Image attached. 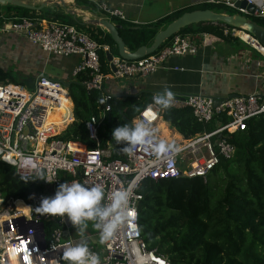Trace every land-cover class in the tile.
<instances>
[{"label": "built area", "instance_id": "2783aa9c", "mask_svg": "<svg viewBox=\"0 0 264 264\" xmlns=\"http://www.w3.org/2000/svg\"><path fill=\"white\" fill-rule=\"evenodd\" d=\"M85 1L104 19L128 21L123 11L109 0ZM241 1L254 6L252 14L246 7L236 4ZM206 3L264 21V0H206ZM5 22L0 25V32L20 35L48 55L77 56L79 60L72 69V77L77 79L83 75L86 90L99 91L105 105L100 113L90 115L85 121L89 138L96 142L94 148H88L79 140L58 137L74 120L72 109L61 131L55 133L53 123L47 120L48 110L59 108L70 100L63 83L44 73L37 75L31 91L20 84L0 82V161L13 167L22 177L39 176L43 186L42 191L30 192L24 199L0 195V264H64L61 253L73 241L63 235L66 218L41 215L36 207L42 197L53 195L60 183L72 181L86 186L100 184L106 198L119 188L131 186L128 209L131 215L114 236L103 244L86 237L90 251L99 255L101 264H170L164 256L148 249L140 235L137 224V207L142 198L140 188L147 180L205 177L220 158L232 157L234 146L228 136L245 129L250 118L264 113V54L255 49L262 57L256 61L253 75L263 82L252 92L225 99L218 106H214L212 97L199 94L172 99V107L190 108L194 119L201 124L226 116L227 120L217 121L219 124L211 132L197 133L187 139L180 136L164 140L153 130L162 110L152 102L139 112L135 122L143 120L153 130V143L164 141L178 151L170 153L169 158H158L147 145L137 146L132 155L126 153L121 160L112 158L111 146L99 145L98 129L111 109L109 103L106 104L111 95L105 92L104 82L145 77L162 67L171 56L195 54L210 34L204 31L176 33L155 52L141 58L126 60L112 56L107 61L108 72H103L99 50L108 51L109 46L79 26L57 18L24 15L11 16ZM239 32L243 31L223 26L225 37L230 34L239 39ZM248 42L252 47V42L256 43ZM49 179L53 181H45ZM17 202L21 207H17Z\"/></svg>", "mask_w": 264, "mask_h": 264}, {"label": "trees", "instance_id": "16d2710c", "mask_svg": "<svg viewBox=\"0 0 264 264\" xmlns=\"http://www.w3.org/2000/svg\"><path fill=\"white\" fill-rule=\"evenodd\" d=\"M211 6L206 3L178 9L155 24L169 23L183 12L195 9L226 11ZM2 7L12 8L24 16L35 13L12 5H0ZM38 16L48 17L45 14ZM250 19L264 27L263 20ZM119 23L122 28L118 34L130 51L149 45L157 32L152 24L134 28L128 23ZM223 26L221 23H199L181 29L178 34L204 31L225 40ZM86 31L96 40L108 43L110 52L117 53L107 32L100 40V32H94L95 27ZM99 61L101 70L108 72L106 56L101 49ZM84 79L82 75L69 86V91L72 87L77 88L76 92H71L75 119L58 137L79 140L88 148H94L96 142L89 138L85 121L90 115H97L105 103L99 91L86 90L82 83ZM4 81L15 83L11 72L0 66V82ZM152 102L153 97L145 93L124 99L111 96V109L104 121L110 126L114 116L121 125L125 123L123 117L131 121ZM160 109L162 119L185 139L197 133L211 132L217 121L227 120L226 116H219L201 124L188 107L170 105ZM98 140L100 146H105L107 140L110 142L113 159H125L126 153L121 149L125 145H117L110 135L102 134L101 127ZM228 140L234 146L232 157L220 158L205 177L147 180L140 188L142 198L137 207L140 235L148 249L164 256L170 264H264V113L250 118L246 128L231 133ZM42 190L39 176L22 177L13 167L0 161L1 196L24 199L30 192Z\"/></svg>", "mask_w": 264, "mask_h": 264}, {"label": "crops", "instance_id": "0c3cea01", "mask_svg": "<svg viewBox=\"0 0 264 264\" xmlns=\"http://www.w3.org/2000/svg\"><path fill=\"white\" fill-rule=\"evenodd\" d=\"M23 1L36 7L42 6L40 10H32V12H35L33 13L34 15L29 14L26 16L45 14L49 18H56L58 17L56 14H58L61 18L58 17L57 19L73 23L81 29L88 30L95 27L96 33L100 32L98 33L100 40L106 32L103 27L95 26L92 23V20L100 18L101 14L91 3L85 0ZM109 2L123 11L128 20L124 22L134 28L154 24L158 19L178 9L206 4V0H109ZM8 8H0V25L5 24V21L11 16L20 15L12 8H9L11 10L10 14H7L6 10ZM65 16L67 19L64 18ZM110 22L120 24L119 22L122 21L113 18L110 19ZM106 45L109 46L108 43ZM101 50L105 56L106 53L118 56V52L112 53L109 49L108 51L105 49ZM37 54L43 57L39 73H44L68 86L77 80L72 77V69L79 60L77 56L57 57L48 55L40 47L32 45L20 35L12 32H0V66L6 70H8L10 63L20 60L29 64L31 61H34ZM261 57L262 55L255 51L249 43L239 41L238 39H217L210 34L205 43L199 45L195 54L171 56L162 67L145 77L108 79L104 82V90L117 99H124L127 96H136L142 93L153 97L156 94L163 93L165 90L172 93L173 99H182L188 95L197 94L221 98L231 94L244 95L258 89L263 82L260 77L253 75L256 68L255 63ZM12 58L15 59V62L11 60ZM106 61H108L107 56ZM262 73H264V69H262ZM70 104V101L67 100L66 104L61 106L68 107L69 114L72 109L70 108ZM61 107H59L58 111L56 110L57 108L53 109L49 112V115L57 116L59 120L62 117L66 119L65 113L60 111ZM72 110L74 117V109ZM136 117L137 115L131 120L132 123L135 122ZM52 121L54 122V119ZM54 123V127L59 128L60 130L58 131H61L62 124ZM218 124L216 122L215 127ZM169 127L168 122L164 121L160 116L153 130L157 131L158 135L164 140L171 139V136L173 138L182 136L171 127L175 132L170 136L169 133L172 130ZM164 134L167 137H164ZM105 145L110 146V142L107 140ZM65 218L66 224L62 227L64 237L77 240L78 235L75 232V228L68 223L66 216ZM97 233L96 229V238L98 237ZM94 235L95 233L93 232H86V237L89 240L94 241ZM97 241L99 240L97 239Z\"/></svg>", "mask_w": 264, "mask_h": 264}, {"label": "clouds", "instance_id": "9594fccd", "mask_svg": "<svg viewBox=\"0 0 264 264\" xmlns=\"http://www.w3.org/2000/svg\"><path fill=\"white\" fill-rule=\"evenodd\" d=\"M172 99V93L165 90L153 96V103L167 109ZM111 137L117 145L123 143L125 146L121 149L129 155L134 153L137 146L145 145L158 158H169L170 153L178 151L172 144L164 141L153 143V130L143 120L115 127ZM131 195V186L119 188L106 198L105 189L100 184L86 186L77 181L62 182L53 195L40 199L36 211L41 215L62 218L66 216L75 228L78 239L70 241L64 247L61 253L64 264H101L99 255L90 251L87 244L86 232L89 224L98 230L101 244L109 241L131 215L128 210Z\"/></svg>", "mask_w": 264, "mask_h": 264}, {"label": "water", "instance_id": "95a60500", "mask_svg": "<svg viewBox=\"0 0 264 264\" xmlns=\"http://www.w3.org/2000/svg\"><path fill=\"white\" fill-rule=\"evenodd\" d=\"M236 4L240 7H246L250 14L253 13V5L246 4L245 1L237 2ZM0 5H12L26 8L28 10H40L42 8V6L36 7L24 2L23 0H0ZM92 23L95 26H101L106 30L117 47L118 56L126 60L138 59L155 52L165 40L178 33L181 29L199 23H221L224 26L241 30L248 34L253 41L264 48V27L262 25L250 18H247L244 15L237 13L231 14L226 12H216L211 9H195L192 11L183 12L180 16L167 23V25L161 30L157 31L149 45L139 46L133 51H130L125 46L123 40L118 34V30L122 28V25L114 24L104 18H96L92 20ZM106 56L108 61L112 58V55L109 53H106ZM64 86L67 89L69 88V86L66 84ZM234 96L237 95L231 94L223 98L213 96V104L214 106H218V104H220L225 99H229ZM108 103L109 101L107 100L106 104ZM123 120L129 125L132 123L125 117H123Z\"/></svg>", "mask_w": 264, "mask_h": 264}, {"label": "rangeland", "instance_id": "374dc122", "mask_svg": "<svg viewBox=\"0 0 264 264\" xmlns=\"http://www.w3.org/2000/svg\"><path fill=\"white\" fill-rule=\"evenodd\" d=\"M213 9H217V10H223V9H226V8H223L222 6H220L219 7V5H214V4H212V6H211ZM7 11V14H10V11L11 10H9V8H8V10H6ZM226 11L227 12H229V13H231V14H235V11H233V10H231V9H226ZM32 15H34V14H32ZM38 15H40V14H38ZM56 16H58L59 18H61V16L60 15H58V14H56ZM250 17H252L253 19H256V20H258V18H256V17H254V16H248V18H250ZM47 18V17H46ZM65 19H67V17L65 16L64 17ZM100 18H102V17H100ZM60 20H62V19H60ZM264 22V21H263ZM167 25V23H161V24H159V25H156L155 23L154 24H152L151 25V27L153 28V29H155L156 31H159V30H161L164 26H166ZM96 32V31H95ZM229 38H231V39H236L237 37H235V36H231L230 34H228L227 36H226V40L227 39H229ZM239 41L241 40V41H243V42H245V43H247V39H243L241 36H240V38L238 39ZM256 51V50H255ZM11 60H13L14 62H15V59L14 58H12ZM42 61H43V57L40 55V54H37L36 56H35V59H34V61H31L29 64H27V63H25L23 60H20V61H17V62H15V63H10L9 65H8V70L11 72V74H12V77H13V80H14V82L15 83H17V84H20L21 86H23L26 90H28V91H31L35 86V79H36V77H37V74L39 73V70H40V63H42ZM18 63V64H17ZM70 73V72H69ZM77 91V88H75V87H72L71 89H70V91H69V94H70V103L73 105V107H72V109H74V103H73V100H72V97H71V92H76ZM57 111L59 110V108H57L56 109ZM101 111V110H100ZM100 111H98V113H100ZM97 113V114H98ZM113 113H115L114 111H113ZM75 119V118H74ZM74 121V120H73ZM73 121L71 122V124L73 123ZM71 124H70V126H71ZM117 126H120V123H119V120L116 118V117H112V122H111V124H110V126H108V125H106V122L104 121L103 122V124H102V126H101V131H102V134H104L105 136H107V135H111V132H112V130L115 128V127H117ZM170 128V127H169ZM171 129V128H170ZM172 131H171V133H169L170 134V136H171V134H173L175 131L173 130V129H171ZM61 134V133H60ZM164 137H167V136H165V134H164ZM57 138V137H56ZM171 138L173 139V137L171 136ZM168 139V138H167ZM172 139H168L167 141H170V140H172ZM68 223H70L69 221H68ZM87 232H93V233H95V235L93 236V239H94V241H97V239H98V237L96 238V229L92 226V224L90 223L89 224V227H88V229H87Z\"/></svg>", "mask_w": 264, "mask_h": 264}, {"label": "bare ground", "instance_id": "6f19581e", "mask_svg": "<svg viewBox=\"0 0 264 264\" xmlns=\"http://www.w3.org/2000/svg\"><path fill=\"white\" fill-rule=\"evenodd\" d=\"M239 35L243 38V39H247L248 41H252L251 39H250V37H249V35L248 34H246L245 32H239ZM253 43V48L254 49H256L258 52H260V53H263L264 54V48L262 47V46H260L259 44H257V43H254V42H252ZM53 109H50V110H48L47 111V115H46V117H47V120H48V122H50V123H53L52 125H53V128H55L54 126H55V123L54 122H56V123H58V124H62L64 121H66L67 120V116H68V114H69V111H68V107H61V109H60V111L62 112V113H65V116H66V119L64 118V117H62V118H60V120H59V118L57 117V116H51V115H49V112H51ZM52 119H54V122L52 121ZM54 130V132L56 133V132H58V130H60L59 128H55V129H53ZM176 136V135H175ZM17 207H21V203H19V202H17Z\"/></svg>", "mask_w": 264, "mask_h": 264}, {"label": "snow or ice", "instance_id": "6c2138e0", "mask_svg": "<svg viewBox=\"0 0 264 264\" xmlns=\"http://www.w3.org/2000/svg\"><path fill=\"white\" fill-rule=\"evenodd\" d=\"M147 115V114H146Z\"/></svg>", "mask_w": 264, "mask_h": 264}]
</instances>
